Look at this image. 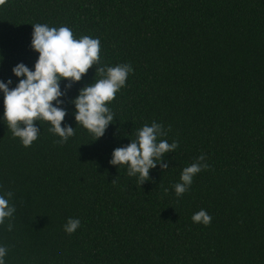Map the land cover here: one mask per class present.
<instances>
[{"label": "trees", "instance_id": "trees-1", "mask_svg": "<svg viewBox=\"0 0 264 264\" xmlns=\"http://www.w3.org/2000/svg\"><path fill=\"white\" fill-rule=\"evenodd\" d=\"M36 23L99 38L100 65L133 71L97 140L76 124L72 100L98 64L60 82L62 126L75 128L66 142L41 120L23 147L0 123V195L11 192L15 208L0 224L5 264H264V0H4L0 79L12 86V67L38 56ZM153 121L165 132L157 141L178 146L141 183L108 161ZM200 155L209 167L177 196ZM201 209L207 226L191 220ZM68 218L80 220L72 234Z\"/></svg>", "mask_w": 264, "mask_h": 264}, {"label": "clouds", "instance_id": "clouds-1", "mask_svg": "<svg viewBox=\"0 0 264 264\" xmlns=\"http://www.w3.org/2000/svg\"><path fill=\"white\" fill-rule=\"evenodd\" d=\"M4 0H0L2 4ZM30 48L38 56L30 69L23 62L15 64L12 75L13 80L0 79V96H2L3 112L0 114V123L6 125L12 136L19 138L23 147H29L37 140L39 130L34 121H46L50 124L49 132L58 136L59 142L64 143L74 135L71 125L62 121L67 115L64 108L60 107L61 97L65 93L61 90V81L78 82L87 70L94 64L99 67L96 75L89 85L81 88L72 100L74 106V120L94 136V140L104 135L107 126L113 122L114 114L108 103L115 98L126 78L133 71L127 64L115 66L100 65V41L87 35L79 39L73 37L72 30L65 26L58 28L46 24H32ZM0 57V62H2ZM65 84V88L69 87ZM165 135L161 124L153 121L137 130L135 139H131L126 146L114 148L111 159L108 161L113 166H126L128 176H135L143 183L149 178V170L154 168L167 152H173L177 143L171 144L167 140L157 141L158 136ZM93 140V141H94ZM205 157L200 155L195 163L182 169L180 182L173 188L177 196L182 195L192 184V178L202 169H207L203 163ZM168 167L167 163L161 164L162 169ZM11 192L0 195V224L5 219L13 216L15 208L9 204ZM193 223L207 226L211 217L204 209L191 216ZM80 226L79 219L68 218L63 225L67 234H72ZM12 225L8 224V230ZM7 248L0 245V264H5Z\"/></svg>", "mask_w": 264, "mask_h": 264}]
</instances>
